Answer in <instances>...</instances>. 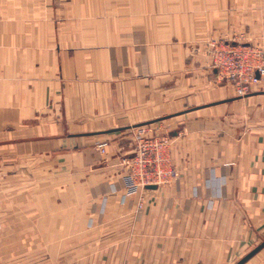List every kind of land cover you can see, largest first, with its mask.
I'll use <instances>...</instances> for the list:
<instances>
[{
	"label": "crops",
	"instance_id": "0c3cea01",
	"mask_svg": "<svg viewBox=\"0 0 264 264\" xmlns=\"http://www.w3.org/2000/svg\"><path fill=\"white\" fill-rule=\"evenodd\" d=\"M244 35L264 45V0H0V264L241 259L264 236V92L205 86L198 44ZM203 99L220 104L186 120L175 180L114 191L128 179L119 132ZM226 100L231 125L216 118ZM245 102L260 118L249 138Z\"/></svg>",
	"mask_w": 264,
	"mask_h": 264
},
{
	"label": "rangeland",
	"instance_id": "374dc122",
	"mask_svg": "<svg viewBox=\"0 0 264 264\" xmlns=\"http://www.w3.org/2000/svg\"><path fill=\"white\" fill-rule=\"evenodd\" d=\"M225 41L246 43V44H250V45L256 46L257 48L264 50V45L253 43L251 40H249L248 37H246V35L239 37L238 39H233V38L225 39V38H221V37H219V38L209 37V38L203 40L201 43L198 44V47L201 49V52H200L201 54H199V55H201L202 58L207 61V65L205 64L204 68H199V70H200V73L202 75L201 77L205 79L204 80L205 86L210 85V87L212 89H213V87H215V88L223 87L226 84H229L230 86H232L235 89L234 85H232V83H230L222 74H220L218 69L214 68V62L212 60V46H213V44H218V43H222ZM209 83H211V84H209ZM256 91L257 92L258 91L264 92V77L262 78V80L259 83L250 87V89L248 90V94L243 95V96H238L236 90H235V93L239 98H245V97L251 96V94L253 92H256ZM208 101H210V100L203 99L202 101L198 100L197 102H192V104H190V105H186L185 107H181L179 115L162 117L161 119H159L157 121H159V123L162 124L163 126H161V128H158L156 130H149L150 128H148V127L150 126V123H153V122H149V123H140V124L129 127L127 130H123L122 132H119V135H121L120 137H127V138L121 139L122 144L126 145L125 156L121 157L122 164L124 165L123 167L125 168V170H123L125 175L128 176V174L130 173L129 169L126 165V160L131 159L136 155V150L138 148L139 141H140V134H142V138H144V139L166 138V139L171 141V145L166 149V153L168 155H170V157H171L170 166L175 170V175L177 177L179 170L173 161V151L175 148L174 147L175 142L181 141V140L186 141L189 138V136H191L189 131H187V121L186 120L192 119V117H195V114L200 113L198 111V109L203 108V107H212V106L214 107V106H218L220 104L219 101H217V102H208ZM222 103H225V102H222ZM252 106H253V104H251L250 102H245L244 104L241 105V109L243 110V121H242V131H240L239 134H242V136H244L245 138H249L250 135L252 134L253 120L257 121L258 119H260L258 117V115L254 116L253 112L251 111ZM226 108H227L226 112H224L222 116H217L216 118H221L222 121L226 122L228 125L234 124L235 123V117L232 116V114H231V113H234V111L230 110V100H226ZM187 113H189V114H187ZM197 115H199V114H197ZM204 117H205V119H207V121L206 122L200 121V122H198L199 124H206V125L208 124L207 126H209L210 123L214 124L213 121H210V120H214V118H212L210 116H204ZM202 118H203V116H202ZM202 118L197 119L196 121L202 120ZM254 127H255V125H254ZM130 129H132V131ZM207 133L209 135L212 134V133H210V131H207ZM91 134H93V133H91ZM196 134H197V136H196L197 139L202 140V137L204 135V131L199 130L198 132H196ZM256 134H258V133H256ZM213 135L216 137L217 135H219V133L213 132ZM221 135L223 136V132H221ZM263 136H264V134H263ZM191 137L194 138L195 136L193 135ZM230 139H233V138L231 137ZM113 140H115V139H113ZM104 143L108 144V141L104 142ZM200 150H203V149H200ZM103 154H106V153H103ZM183 166H186V165H182V167ZM182 167H180V168H182ZM184 168H186V167H184ZM162 186H164V185H162ZM263 241H264V236L261 235V237L258 239V242L254 243L253 245H250V247L245 251V255H247L250 251H252L258 245H260ZM76 247H77L76 244H73V243L68 244L69 255H73L71 253H75ZM95 247H97V245L93 246L91 243H85L83 245V251L85 252V255H87L86 253H88L89 257H91L92 252L94 251ZM71 257L72 256H69L67 264H76V260L71 259ZM241 259L234 261L232 264H236ZM84 263L85 264H92V259L91 258L85 259Z\"/></svg>",
	"mask_w": 264,
	"mask_h": 264
},
{
	"label": "built area",
	"instance_id": "2783aa9c",
	"mask_svg": "<svg viewBox=\"0 0 264 264\" xmlns=\"http://www.w3.org/2000/svg\"><path fill=\"white\" fill-rule=\"evenodd\" d=\"M212 60L214 68L234 85L238 96L248 94L250 87L264 77V50L250 44L232 41L213 44ZM170 145L171 141L166 138L144 139L140 134L136 155L126 160L129 180L121 177L114 191L125 190L130 186L143 189L150 185L161 186L173 182L176 178L175 170L170 166V155L166 153ZM98 146L102 153H106L107 143ZM124 197L126 199V194ZM137 206L142 216V201Z\"/></svg>",
	"mask_w": 264,
	"mask_h": 264
},
{
	"label": "water",
	"instance_id": "95a60500",
	"mask_svg": "<svg viewBox=\"0 0 264 264\" xmlns=\"http://www.w3.org/2000/svg\"><path fill=\"white\" fill-rule=\"evenodd\" d=\"M150 188H156V185H150ZM264 248V241L255 247L252 251H250L247 255H245L240 261H238L236 264H245L249 259H251L254 255H256L260 250Z\"/></svg>",
	"mask_w": 264,
	"mask_h": 264
}]
</instances>
